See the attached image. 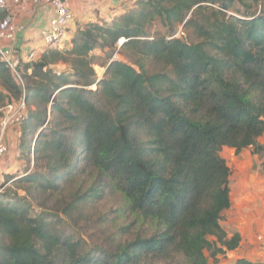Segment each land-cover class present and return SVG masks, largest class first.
<instances>
[{
  "label": "trees",
  "instance_id": "1",
  "mask_svg": "<svg viewBox=\"0 0 264 264\" xmlns=\"http://www.w3.org/2000/svg\"><path fill=\"white\" fill-rule=\"evenodd\" d=\"M158 23L198 40L160 33ZM120 39L126 60L104 62L97 77L93 59H111ZM16 69L21 83L0 61V109L24 99L20 128L35 135V168L0 183V264H157L177 255L172 264H209L238 247L240 236L221 225L231 171L220 151L250 149L264 176V0H136ZM78 177L89 185L73 201L115 193L129 220L118 235L132 229L130 238L106 245L66 229L72 201L34 211L33 193L54 196Z\"/></svg>",
  "mask_w": 264,
  "mask_h": 264
},
{
  "label": "crops",
  "instance_id": "2",
  "mask_svg": "<svg viewBox=\"0 0 264 264\" xmlns=\"http://www.w3.org/2000/svg\"><path fill=\"white\" fill-rule=\"evenodd\" d=\"M135 1L64 0L73 14L74 21L67 29L60 47L69 46V41L79 25L87 22L109 21L113 16L126 11ZM6 12L13 14V22L16 25L13 54H16L17 61L28 62V55L31 53L35 55L36 59L45 49L40 32L53 15L51 4L48 0H27L21 5L10 3L6 11L0 9V19ZM0 91L5 93L1 86ZM1 114L3 115V113ZM20 119L22 117H13L12 121L8 122L3 135L4 147L0 149V182L7 175L18 174L25 158L22 152L24 150L23 143L27 144L28 139L27 135L22 134ZM258 142L264 143V133L258 138ZM245 152L249 154L247 162L251 168H254L255 173L264 177L260 172L261 157L258 154H252L248 148L241 150L239 154ZM230 199L231 206L225 212L221 225L228 235L237 233L240 236V243L235 250L227 253H232L234 256L229 263L237 257H246L264 263V247L256 240L258 233L263 232L264 234V184L248 182L239 173L237 183L231 189Z\"/></svg>",
  "mask_w": 264,
  "mask_h": 264
},
{
  "label": "rangeland",
  "instance_id": "3",
  "mask_svg": "<svg viewBox=\"0 0 264 264\" xmlns=\"http://www.w3.org/2000/svg\"><path fill=\"white\" fill-rule=\"evenodd\" d=\"M236 9H241V6L237 3L235 4V6L227 10L226 13L228 15H235ZM156 30L160 33L171 34L173 37H180L184 41L188 42H195L196 40H198V38L195 37L191 32L179 26L166 28L162 24L158 23L156 25ZM180 30L183 32V34L178 33ZM121 43V40L117 42L111 54V59H93V67L95 69L97 77L101 78L103 75L105 68L102 65L104 62L111 60H126L120 55V53H118V49ZM93 53L96 57L104 56L99 51H95ZM57 69L63 70L65 69V66L59 65ZM148 69L150 71H155L158 70V67L149 65ZM93 88L94 87H92V89ZM2 120L3 119L1 118L0 122ZM11 121L12 120H10L9 122ZM6 126L5 128H3L4 130L2 129V127H0V132L2 130L3 135L6 130ZM26 137L28 141H30L29 145L31 155L30 157L24 158L23 163L19 168L18 174L23 173L26 169L31 170L35 168L34 155L32 152L35 135L28 134ZM220 153L226 159L227 164L230 167L231 189L235 187L237 183V175H239V173H241V175H243L248 182L250 181L251 183L264 184V177H262L259 173H255L254 168H251L249 162H247L249 157V154L247 152H245L244 154H239L236 153L232 148L222 147ZM80 178L81 177L76 178L71 183L68 182L66 184H63L58 193L54 196L51 195V197H49L47 194L33 193L31 200L33 203L34 211H38L41 208H44L49 209V211L52 210V212L56 213L64 204L72 201L71 204H73L74 211L68 214V219L66 220V224H64L66 229H70L75 232L78 231L82 235V237L89 242L105 243L106 245L114 243L115 241L125 239L126 237L130 238L132 234L135 233V231L132 229H128V232L125 235H118V230L121 227H125L126 224L129 223V220L124 214L125 209L122 205L121 199L115 193L111 192L101 200H97L95 202L79 203L78 201H73V194H81L89 185L88 177L81 183ZM20 193L22 194L23 192L20 191ZM258 234H263V232H260ZM233 257L234 256L232 255V253L225 255L219 254L214 259L209 258L208 262L209 264H227L233 259ZM175 260L181 262L182 258L181 256L177 255ZM174 261H159L157 264H172Z\"/></svg>",
  "mask_w": 264,
  "mask_h": 264
},
{
  "label": "built area",
  "instance_id": "4",
  "mask_svg": "<svg viewBox=\"0 0 264 264\" xmlns=\"http://www.w3.org/2000/svg\"><path fill=\"white\" fill-rule=\"evenodd\" d=\"M27 0H0V9L6 11L9 4L21 5ZM53 8V15L49 18L47 25L41 30L40 37L45 48H60L62 39L70 24L74 21L72 12L67 4L61 0H48ZM16 25L13 22V14L6 12L0 19V61L4 62L13 72L14 76L21 83L19 73L16 69L17 59L13 57V43L15 41ZM178 33L183 34L180 30ZM28 59L34 60L33 53L28 55ZM3 113L2 129L14 117H23L26 112V103L23 98L7 102L1 109ZM4 130V129H3ZM3 131L0 132V149L4 147ZM256 240L264 247V235L258 234Z\"/></svg>",
  "mask_w": 264,
  "mask_h": 264
},
{
  "label": "water",
  "instance_id": "5",
  "mask_svg": "<svg viewBox=\"0 0 264 264\" xmlns=\"http://www.w3.org/2000/svg\"><path fill=\"white\" fill-rule=\"evenodd\" d=\"M61 1H64V0H61ZM15 51H16V50H15ZM13 57L16 58V57H17L16 54H13Z\"/></svg>",
  "mask_w": 264,
  "mask_h": 264
},
{
  "label": "bare ground",
  "instance_id": "6",
  "mask_svg": "<svg viewBox=\"0 0 264 264\" xmlns=\"http://www.w3.org/2000/svg\"><path fill=\"white\" fill-rule=\"evenodd\" d=\"M122 41V39H120Z\"/></svg>",
  "mask_w": 264,
  "mask_h": 264
}]
</instances>
